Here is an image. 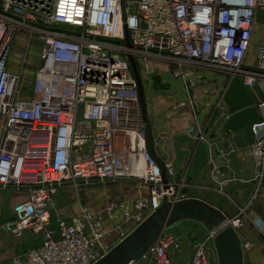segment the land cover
<instances>
[{"label":"built area","instance_id":"2783aa9c","mask_svg":"<svg viewBox=\"0 0 264 264\" xmlns=\"http://www.w3.org/2000/svg\"><path fill=\"white\" fill-rule=\"evenodd\" d=\"M123 8L121 0H0V191L27 185L28 192L13 206L5 230L14 238L28 233L40 239L11 264H96L127 237L123 230L132 232L163 198H191L181 193L186 179L169 162H162L163 184L146 149L129 57L141 78L153 133L157 120L180 107L176 92L153 95L167 89L159 77L148 78L155 72L182 80L191 108L197 103L189 95L188 75L239 79L246 88L264 84V43L256 41L259 18L264 26V0H124ZM21 33L38 44L29 85L26 58L18 71L10 64ZM159 97L166 101L161 118ZM249 153L252 164L262 167L264 137ZM117 181L128 183L119 188L121 198L97 209L80 206L71 219L52 224L59 189L79 199L80 186ZM259 214L264 217V207ZM209 231L213 244L220 229ZM181 246L168 227L131 264H175ZM186 264H212L206 242L192 246Z\"/></svg>","mask_w":264,"mask_h":264},{"label":"crops","instance_id":"0c3cea01","mask_svg":"<svg viewBox=\"0 0 264 264\" xmlns=\"http://www.w3.org/2000/svg\"><path fill=\"white\" fill-rule=\"evenodd\" d=\"M259 20L261 21V18ZM260 21H258L260 24L257 28L258 35L256 41L264 43V26L261 27ZM154 85L157 89L160 88L158 80L154 81ZM222 86V89H220L217 81L207 82L201 79V84L193 86L189 91V95H196L194 99L197 103L196 107L191 108L187 104L184 105L188 109L186 112L178 113L176 117L169 118L164 124L165 127L171 130L173 136L187 134L191 129V125L194 122L197 123L200 115L206 111L211 98L220 93L218 101L210 108L208 115L204 117L200 129L207 133L213 124L220 117L224 116L221 128L232 138V141L227 140L229 144L225 148L231 149V151L228 154H224L222 151L217 150V155L214 159L211 155L207 154L200 143L194 142L189 148V154L183 159L184 162L180 171L177 172L171 168L178 173L179 179L184 177L185 179H193V184L190 185V189L187 191L191 193H189V197L205 201L221 212H223V203L221 202L227 196L218 194L215 190L211 189L210 185L202 186L201 183L209 178L215 179L216 175L223 177L232 172L229 165L235 161L234 155L240 159L235 164V167H237L239 173H245L242 176L243 179H264L261 167L259 168L252 164L249 153V148L256 141L264 137V84L257 85L254 88H246L239 79H225ZM157 101L159 102L157 118H161L164 116L165 108L163 106L166 101L163 98ZM1 128L2 120L0 119V136L2 133ZM214 137L215 134L213 133L212 138ZM224 139L222 138V140ZM153 141L155 155L161 162H169L171 165L174 160V149L170 136L165 132L155 129ZM233 144L235 148L231 147ZM216 146L217 143L209 145V149ZM183 149H185V146ZM229 178L235 179L234 175ZM199 179L201 180L198 183ZM224 185H226V182H224ZM234 189L232 192L236 194L241 191L238 187ZM210 191L222 200L211 196ZM27 197V185H24L20 191L14 189L0 191V264H11L13 258L22 256L27 251L40 245V239L36 235L27 233L22 238H14L5 230V224L12 220L13 206L18 202L26 200ZM53 212L54 209L51 210V216ZM57 218H52L53 225ZM178 224L181 223L179 222L170 227V230L174 231L176 235L178 234L174 230V226ZM181 242H183L182 239ZM183 243L181 250L173 257L175 264H186L192 257V249Z\"/></svg>","mask_w":264,"mask_h":264},{"label":"water","instance_id":"95a60500","mask_svg":"<svg viewBox=\"0 0 264 264\" xmlns=\"http://www.w3.org/2000/svg\"><path fill=\"white\" fill-rule=\"evenodd\" d=\"M124 0H121L122 10ZM125 31V45L130 47L128 33ZM129 63L133 76L137 83L141 114L143 122L145 123L146 132V149L150 156L155 160L161 169L162 182L165 185L166 180V170L164 164L154 153V141H153V131L149 124L148 113L146 112L143 88L141 84V78L132 57H129ZM159 77L163 86L167 87L166 90L153 92L154 96L159 95H170L174 92L177 93L178 103L180 108L173 112L169 118H174L180 112H186L188 109L184 107L187 102L186 92L183 87L182 80H174L169 75V73H161L158 75L156 72L149 75V79L152 81L154 78ZM201 79L205 81H217L219 88H222L223 78L215 75L204 74ZM201 79L194 77L193 75H188L185 78L186 82H190L191 86L200 85ZM219 95H215L211 98L210 104L206 111L202 113L198 119V122H194L191 125V129L187 134H182L179 136H173L171 130L165 127L164 124L169 118L163 117L156 121V129L167 133L172 141L174 149V160L171 167L179 172L181 166L183 165V159L189 154V148L194 142L200 143V145L205 149L207 154L211 155L212 158H216L217 150L222 151L224 154H228L230 150L226 149L225 146L228 145V139L232 141L230 135L226 134L222 130V123L224 116L220 117L213 126L205 133L201 130V125L203 124L204 117L208 115V111L212 106L218 101ZM213 133L215 137L212 138ZM222 138H225L222 140ZM217 143L216 147L209 149V145ZM185 146V149L183 147ZM235 148L233 144L231 146ZM235 161L230 163L229 168L232 172H229L226 176L216 175L215 181L222 183L228 181L232 175L235 179L245 180L242 176L245 173H239L235 164L240 161L234 155ZM251 171V170H250ZM201 179L198 180V183ZM202 186L211 185L217 191L220 186L211 181V179H206L205 182L201 183ZM237 186H244L243 183H236ZM234 184L230 185L229 188L223 189L225 192H230L231 188H234ZM236 197V195H232ZM193 221L203 225L207 230H212L214 228L220 229L217 235L213 239V248L216 256L217 264H243V248L241 240L237 235L235 228L231 225L230 220L226 215L219 209L208 204L205 201L195 198H188L178 202H169L166 198H163L160 207L149 215L140 225H138L132 232H130L126 238H124L120 243H118L103 259H101L96 264H131L140 260L144 254L147 252L149 247L157 240V238L162 234V232L179 222L182 221Z\"/></svg>","mask_w":264,"mask_h":264},{"label":"rangeland","instance_id":"374dc122","mask_svg":"<svg viewBox=\"0 0 264 264\" xmlns=\"http://www.w3.org/2000/svg\"><path fill=\"white\" fill-rule=\"evenodd\" d=\"M37 51L38 44L36 40L30 39L29 35L21 33L15 37L10 56V64L12 70L18 71L21 67L22 60L26 58L28 61V67L26 68L28 76L25 83L27 85L32 81V77L36 71ZM262 163L261 173L263 174L264 159ZM34 171L36 172L37 170H31L29 172L32 173ZM211 181H214L220 186V189L216 192L228 198L225 197L226 199L222 200L220 197L211 193L212 191L209 192L210 195L221 199V203L224 204H222V207L226 217L231 222H237L239 224L238 226H232H235L234 228L241 240L243 264H264V217L259 214L260 209L264 207V179H245L243 181L241 179H229L228 181H224L226 185H224V182L219 183L215 181V179H211ZM238 182L243 183L244 186H237L236 183ZM184 183H186L187 188L183 189L181 193L189 195L190 192L187 191H189L190 185L193 184V179H186ZM232 183L235 187L240 188L241 191L239 193L232 192L235 187L231 188L229 193L223 190L229 188ZM127 184L126 181H117L83 185L77 188L79 199L73 193H66L70 190L59 189L52 207L54 209L52 218L58 217L59 219L69 220L79 210L80 206L97 209L110 200H117L122 196L119 189L120 186ZM211 189L215 190L213 186H211ZM126 194L129 195L130 192H126ZM231 194H235L236 197H233ZM180 223L174 226V230L178 234L177 236L184 242L182 243L192 249L195 243L206 242L209 256L212 258V264H217L213 244L209 238L211 231L197 222L186 220ZM123 231L125 234L131 232L130 230ZM172 232L175 233L174 231Z\"/></svg>","mask_w":264,"mask_h":264},{"label":"bare ground","instance_id":"6f19581e","mask_svg":"<svg viewBox=\"0 0 264 264\" xmlns=\"http://www.w3.org/2000/svg\"><path fill=\"white\" fill-rule=\"evenodd\" d=\"M33 170H36V169H33ZM135 170H136V172L140 173L142 171V167L139 164H137L135 166ZM235 225L238 226L239 224L238 223H235Z\"/></svg>","mask_w":264,"mask_h":264}]
</instances>
